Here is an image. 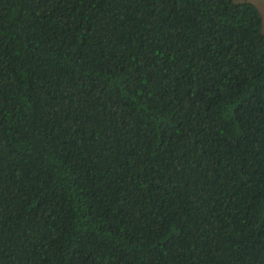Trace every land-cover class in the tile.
Segmentation results:
<instances>
[{"label": "trees", "instance_id": "1", "mask_svg": "<svg viewBox=\"0 0 264 264\" xmlns=\"http://www.w3.org/2000/svg\"><path fill=\"white\" fill-rule=\"evenodd\" d=\"M0 264H264L254 4L0 0Z\"/></svg>", "mask_w": 264, "mask_h": 264}, {"label": "rangeland", "instance_id": "2", "mask_svg": "<svg viewBox=\"0 0 264 264\" xmlns=\"http://www.w3.org/2000/svg\"><path fill=\"white\" fill-rule=\"evenodd\" d=\"M237 1H240V0H237ZM245 1H249L252 4H254L257 7L258 11L260 12L264 20V0H245Z\"/></svg>", "mask_w": 264, "mask_h": 264}]
</instances>
